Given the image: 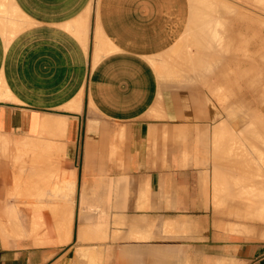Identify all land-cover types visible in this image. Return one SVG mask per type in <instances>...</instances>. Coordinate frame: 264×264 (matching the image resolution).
I'll return each mask as SVG.
<instances>
[{
  "label": "crops",
  "instance_id": "1",
  "mask_svg": "<svg viewBox=\"0 0 264 264\" xmlns=\"http://www.w3.org/2000/svg\"><path fill=\"white\" fill-rule=\"evenodd\" d=\"M263 132L264 0H0V264H264Z\"/></svg>",
  "mask_w": 264,
  "mask_h": 264
},
{
  "label": "rangeland",
  "instance_id": "2",
  "mask_svg": "<svg viewBox=\"0 0 264 264\" xmlns=\"http://www.w3.org/2000/svg\"><path fill=\"white\" fill-rule=\"evenodd\" d=\"M234 123V122H233ZM234 125H237V127L239 126V124L237 123V124H234ZM237 137H239V136H241V134H235ZM263 164H264V161H263ZM62 172V171H61ZM65 175H66V173H65ZM59 177H61L60 178V180L62 181L63 180V177H62V175L61 176H59ZM59 177H58V188H59V183H60V180H59ZM239 178L240 179V176H235V177H232V178ZM68 186V185H67ZM67 186L64 188V189H60L62 192L63 191H65V189L67 188ZM123 199H121V201H122ZM56 202H58V203H60V206H62L63 204L65 205V207L67 208V209H64V211H63V213L62 212H55V220H57L58 221V217L60 216V215H62L63 217H65L64 218V221H66L65 223H63L64 224V226H65V224H66V229L68 228V226H69V222H70V228H71V230H72V232H73V228H74V215L76 216L77 215V222H78V213H76V211H78L77 209H74V204H75V201H74V199H73V197L72 198H70L69 197V193L68 192H66V195L64 194V192H63V197L61 198V199H59V200H56L55 201V203ZM91 202H92V204H97L98 206H101V207H103V206H106L107 204H109L110 203V198H108V197H106L105 195L104 196H99V197H97L96 199H92L91 200ZM67 204V205H66ZM88 204H90V203H88ZM51 205H53V204H51ZM51 205H50V207H51ZM69 206V207H68ZM49 207V208H50ZM70 207H71V209H70ZM69 208V209H68ZM46 209H48V207L46 208ZM25 210H29V211H31V209H25ZM260 212H261V209H258ZM31 215L32 214H29V215H24V217H25V219L27 218V217H31ZM42 215L40 214L39 215V218L41 217ZM70 217V221H68V218ZM73 217V218H72ZM233 217H238V215L236 214H233ZM30 220L31 219H29V222H30ZM40 220L42 221V217L40 218ZM26 221H28V220H26ZM99 221L100 222H103L104 221V226L105 227H107V226H109L110 224L108 223V220H107V218H106V215L104 214V215H101V218L99 219ZM41 227H42V224L40 225ZM76 227H77V224H76ZM64 229V230H63ZM63 229H62V231L61 232H65V227H63ZM77 231V230H76ZM107 231L108 230H103V229H101V230H99L98 232H99V234H97L98 236H99V238L98 239H100V240H104V241H106V239H107ZM58 232V230H56V233ZM90 234H92V233H97V231H88ZM63 237V236H62ZM95 237H97V236H95ZM56 239H57V241H58V239H61L60 237H58V235H56ZM68 240V239H67ZM57 243H63V242H60V241H58ZM105 250V247H97V248H91V249H89V251H88V254L90 255H93L92 257H94V255H96V254H107L108 256L109 255H111V252L109 251V252H106V251H104ZM87 264H112V262L111 261H105L104 263L103 262H101V261H90V262H88Z\"/></svg>",
  "mask_w": 264,
  "mask_h": 264
},
{
  "label": "bare ground",
  "instance_id": "3",
  "mask_svg": "<svg viewBox=\"0 0 264 264\" xmlns=\"http://www.w3.org/2000/svg\"><path fill=\"white\" fill-rule=\"evenodd\" d=\"M203 33H204V32H203ZM218 39H219V38H218ZM207 40H208V39H207ZM199 41H200V40H199ZM220 41H221V40H220ZM199 43H200V42H199ZM218 44H219V43H218ZM205 45H206V44H205ZM209 46H210V45H209ZM206 49H207V48H206ZM215 49H216V48H215ZM200 50H201V49H200ZM213 51H214V50H213ZM216 52H217V51H216ZM218 52H219V51H218ZM208 54H209V53H208ZM218 54H219V53H218ZM217 56H218V55H217ZM217 56H216V57H217ZM218 57H219V56H218ZM208 59H209V56H208ZM218 59H219V58H218ZM187 72H188V71H187ZM196 72H198V71H196ZM207 75H208V74H207ZM77 105H78V104H77ZM63 119H64V118H63ZM254 121H255V122H253L252 126H253V127H256V126H257V122H256V120H254ZM260 122H261V121H260ZM260 122H258V123H260ZM55 124H56V123H55ZM62 125H63V124H62ZM258 125H259V124H258ZM64 126H65V125H64ZM259 126H260V125H259ZM249 127H250V126H249ZM54 128H55V127H54ZM262 128H263V127H262ZM253 129H254V128H253ZM206 130H207V129H206ZM255 131H256V130H255ZM254 133H255V132H254ZM263 133H264V132H263ZM256 135L258 136L257 133H256ZM57 136H58V135H57ZM262 136H264V135H262ZM185 138H186V137H185ZM216 138H217V137H216ZM216 138H215V139H216ZM217 139H220V138H217ZM198 140H199V138H198ZM253 140H254V139H253ZM255 140H256V139H255ZM41 141H42V140H41ZM199 141H201V140H199ZM215 142H216V140H215ZM219 142H221V140H219ZM258 142H259V141H258ZM43 143H44V142H43ZM259 143H260V142H259ZM197 145H198V144H197ZM216 145H217V144H216ZM64 146H65V144H64ZM201 146H202V145H201ZM257 146H258V145H257ZM35 147H36V146H35ZM214 147H215V146H214ZM62 148H63V147H62ZM258 150H259V149H258ZM258 150H257V151H258ZM259 153H260V152H259ZM223 155H224V154H223ZM263 155H264V154H263ZM263 155H262V157H264ZM219 156H220V155H219ZM5 158H6V157H5ZM221 158H222V157H221ZM261 159H263V158H261ZM217 160H218V158H217ZM233 160L235 161V160H237V159L233 158L232 161H233ZM246 160H247V159H246ZM249 160H250V159H249ZM263 160H264V159H263ZM221 161H222V159H221ZM232 161H231V162H232ZM234 161H233L232 163H234ZM239 161H240V160H239ZM239 161H238V162H239ZM55 162H56V161H55ZM241 162H242V161H241ZM43 163H44V162H43ZM246 163H248V162H246ZM235 164H241V163H237V162H236ZM249 164H250V163H249ZM46 165H47V163H46ZM46 165H45V166H46ZM53 165H54V164H53ZM230 165H231V163H230ZM260 165H261V164H260ZM231 166H232V165H231ZM233 166H234V165H233ZM241 166H242V165H241ZM241 166L236 165V166L234 167V169L239 168V167H241ZM19 167H20V166H19ZM34 167H35V166H34ZM52 167H53V166H52ZM54 167H55V166H54ZM253 167H254V165L252 166V168H253ZM37 168H38V167H37ZM40 168H41V167H40ZM47 168H49V167H47ZM55 168H56V167H55ZM58 168H59V167H58ZM242 168H243V166H242ZM247 168H248V167H247ZM247 168H246V169H247ZM249 168H250V167H249ZM252 168H251V171H252ZM255 168H256V166H255ZM231 169L233 170V167H232V168L230 167V170H231ZM240 169H241V168H240ZM244 169H245V167H244L243 169H241V170H244ZM253 169H254V168H253ZM44 170H45V169H44ZM52 170H53V169H52ZM65 170H66V169H64V170L61 169V170H60V172L62 171L61 174H60V176L62 175L63 178H65ZM254 170H255V169H254ZM254 170H253V171H254ZM66 171H67V170H66ZM228 171H229V170H228ZM233 171H234V170H233ZM236 171H237V169H236L234 172H232V173H233L232 175H231V172L229 171V172H230L229 174H230L231 178H232V177H235L236 175H239V174H240V173H238V174L236 173V174H235ZM224 172H225V171H224ZM238 172H240V171L238 170ZM254 172H255V171H254ZM66 173H67V172H66ZM71 173H72V172H71ZM29 174H30V173H29ZM29 174H28V176H29ZM51 174H52V173H51ZM244 174H248L247 176H249V170H247V173L245 172ZM31 175H32V174H31ZM70 175H71V174H70ZM75 175H76V174H75ZM250 175H252V173H250ZM58 176H59V175H58ZM247 176H246V178H248ZM252 176H253V175H252ZM240 177H241V176H240ZM244 177H245V176H244ZM74 178H75V177H74ZM249 178H250V177H249ZM252 178H253V177H252ZM229 179H230V178H229ZM232 179L234 180L235 178H232ZM236 179H237V178H236ZM263 179H264V178H263ZM240 180H242V179H240ZM243 180H244V181H246V180H247V181H250V180H248V179H246V180L243 179ZM254 180H255V179H254ZM82 181H83V180H82ZM244 181H243V182H244ZM252 181H253V180H252ZM252 181H251V182H252ZM50 182H51V181H50ZM239 182H240V181H239ZM253 182H255V181H253ZM38 183H39V182H38ZM42 183H44V182H42ZM240 183H241V182H240ZM240 183L238 184V183L235 181V182L232 183L233 185H232L231 187H229V188H230L231 190L239 189L238 187H240V185H241ZM244 183H245V182H244ZM255 183H256V182H255ZM255 183H251V184H255ZM245 184H246V183H245ZM248 184H250V182H248ZM259 184H260V183H259ZM30 185H31V184H30ZM261 185H262V182H261ZM16 186H17V185H16ZM27 186L29 187V185H27ZM241 186H242V185H241ZM259 186H260V185H259ZM263 186H264V185H263ZM73 187H74V185H73ZM225 187H226V186H225ZM242 187H243V186H242ZM251 187H252V185L249 186L248 188L251 189ZM229 188H228V189H229ZM243 188H244V187H243ZM257 189L260 190V191H262V190L264 191V187H263V188H257ZM22 190H23V189H22ZM244 190H245V188H244ZM254 190H255V189H254ZM36 191H37V190H36ZM218 192H219V191H218ZM236 192H237V191H236ZM236 192H235V193H236ZM238 192H239V191H238ZM242 192H243V191H242ZM247 192H248V191H247ZM249 192H250V191H249ZM9 194H10V193H9ZM9 194H8V195H9ZM26 194H27V193H26ZM28 194H29V193H28ZM236 194H237V193H236ZM237 195H238V194H237ZM262 195H264V193H263ZM16 196H17V195H16ZM18 196H20V195H18ZM81 196H82V195H81ZM83 197H84V196H83ZM91 198H92V197H91ZM263 198H264V197H263ZM263 198H262V200H263ZM262 200H261V203H262ZM85 201H87V200H85ZM85 201H84V202H85ZM81 202H82V201H81ZM263 204H264V200H263ZM50 205H51V204H50ZM50 205L48 206V209H49V210H51V209L53 210V209H54L55 212H58V213H59V212H62V213H63L64 209H67V208L65 207L64 204H63L62 206H60V203H58V202H56L55 204L51 205V207H50ZM66 205H67V204H66ZM83 205H84V203H83ZM87 205H90V204L87 203ZM33 206H34V205H33ZM35 206H36V205H35ZM43 206H44V205H43ZM45 206H46V205H45ZM263 206H264V205H263ZM49 207H50V208H49ZM68 207H69V206H68ZM41 208H42V207H41ZM43 208H44V207H43ZM4 209H6V208H4ZM9 209H10V208H9ZM38 209H39V207H38ZM68 209H69V208H68ZM70 209H71V207H70ZM6 210H7V209H6ZM10 210L12 211V209H10ZM54 210H53V211H54ZM13 211H14V210H13ZM9 212H10V211H9ZM9 212H3V213H4V214L7 213L6 216L9 218V217L13 216L12 213L9 214ZM14 213H15V211H14ZM8 214H9V215H8ZM16 214H17V213H15V217L18 219V217H17ZM10 215H11V216H10ZM6 216H5V217H6ZM15 217L13 216L12 219L15 218ZM16 218H15V219H16ZM55 218H56V217H55ZM58 218H59L58 221L55 220V228H56V230H58V232L56 233V235H58V237L61 238V239H58V241H60V242H65V241H67L68 237L65 239V237H64V235H63L65 232L61 233V231H62V229H63V227H64V224H63V223L65 222V221H64V218H65V217H63L62 215H60ZM72 218H73V217H72ZM6 219H7V218H6ZM9 219H10V218H9ZM39 220H40V219H38V221H39ZM10 221H12V220L10 219ZM16 221H18V220H14V221H12V222H16ZM24 221H25V223L27 224L26 220H24ZM38 221H37V222H38ZM12 222H10V224H14V223H12ZM37 222H36V224H37ZM40 222H42V221H40ZM40 222H39V223H40ZM19 224H20V223H19V221H18L17 227H18ZM23 224H24V223H23ZM53 224H54V223H53ZM13 226H14V225H13ZM15 226H16V224H15ZM15 226H14L15 229L13 228L14 231H15V230H18V231H19V230H22L20 225H19L20 229H16ZM1 228H2V227H1ZM10 228L12 229L11 225H10ZM13 229H12V230H13ZM80 229H81V228H80ZM1 230H2V229H1ZM8 230H9V229H8ZM63 230H64V229H63ZM79 231H80V230H79ZM66 232H67V231H66ZM81 232H82V231H81ZM19 233H20V232H19ZM22 233H24V232H22ZM20 234H21V233H20ZM66 234H67V233H66ZM66 234H65V235H66ZM7 235H8V234H7ZM21 235H22V234H21ZM14 236H15V235H14ZM22 236L25 237L24 235H22ZM62 236H63V237H62ZM66 236H67V235H66ZM8 237H10V235H9ZM11 238H13V235H12ZM45 238H46V237H45ZM47 238H48V237H47ZM50 238H52V237H50ZM83 238H84V236H83ZM13 239H14V238H13ZM40 240H42V241H43V240H46V241L48 242V239H40ZM40 240H38V241H40ZM36 241H37V240H36ZM36 241H35V242L33 241V242L35 243V245H37V244H36ZM46 241H45V242H46ZM58 241H57V239L55 238V240H52V241L50 240L49 242H50V243H51V242H56V243H57ZM34 243H33V244H34ZM38 244H40V242H39ZM42 244H44V241L42 242ZM52 244H53V243H52Z\"/></svg>",
  "mask_w": 264,
  "mask_h": 264
}]
</instances>
